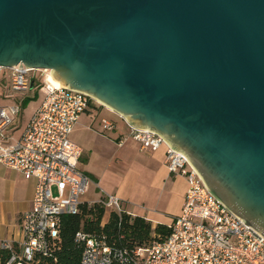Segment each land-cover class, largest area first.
Masks as SVG:
<instances>
[{
  "label": "water",
  "instance_id": "95a60500",
  "mask_svg": "<svg viewBox=\"0 0 264 264\" xmlns=\"http://www.w3.org/2000/svg\"><path fill=\"white\" fill-rule=\"evenodd\" d=\"M18 64L159 133L264 238V0H0Z\"/></svg>",
  "mask_w": 264,
  "mask_h": 264
},
{
  "label": "built area",
  "instance_id": "2783aa9c",
  "mask_svg": "<svg viewBox=\"0 0 264 264\" xmlns=\"http://www.w3.org/2000/svg\"><path fill=\"white\" fill-rule=\"evenodd\" d=\"M19 67L20 64L0 66V83L5 86L3 97L27 93L44 84L48 92L18 139L12 132L21 105L0 104V163L26 178L36 179L32 207L21 217L23 238L19 242L4 241L2 247L12 250L8 264H36V254H47L59 239L61 216L76 213L85 201L90 177L79 167L82 147L70 135L94 99L56 85L50 80L52 72L47 68ZM14 97L21 101L25 98ZM102 126L104 130H112L116 122L103 117ZM129 129L128 136L137 139L142 149L154 151L167 145L170 172L188 181L182 212L171 224L172 231L165 239L153 240L130 251L94 234L79 232L77 240L85 243L83 263L111 264L118 260L123 264H264L263 236L208 189L186 156L155 131L133 126ZM126 138H121L119 143ZM95 202L106 209L103 224L113 210L128 212L122 198L114 194L90 203Z\"/></svg>",
  "mask_w": 264,
  "mask_h": 264
},
{
  "label": "crops",
  "instance_id": "0c3cea01",
  "mask_svg": "<svg viewBox=\"0 0 264 264\" xmlns=\"http://www.w3.org/2000/svg\"><path fill=\"white\" fill-rule=\"evenodd\" d=\"M40 104L27 118L25 126ZM90 108L82 115L87 114L94 120L96 116ZM126 125L127 127H118L116 124V127L112 129L116 131L115 137L110 139L115 142V150L106 151L107 162H109L108 168H113L115 161L123 164L122 167L119 166L121 170H116V174L119 175L120 179L115 176L118 179L115 185H112L113 180L108 181L109 177L100 176L93 168L86 167L94 152L90 149V153L87 154L86 150L81 146L83 153L79 167L90 177L88 190L84 196L85 201L93 202L100 200L106 194H114L122 198L124 207L129 213L145 217L151 221L153 227L159 223L171 225L182 212L188 181L184 176L170 172L167 164L166 144L154 151L142 149L137 139L128 136L130 126L128 123ZM125 136L127 137L126 140L120 144V139ZM128 169L145 173L146 176H152V184L154 183V188L156 189L155 194L150 195V192L147 191L142 195L144 200L130 198V190L127 191L124 185V181L128 179V176H125ZM123 174L124 176H121ZM92 183L95 185L94 194L91 193ZM35 186V178H26L21 172L0 163V247H2L4 241L19 242L22 240L21 217L32 207ZM161 206H165V209H162ZM108 217L109 214L105 221L108 220Z\"/></svg>",
  "mask_w": 264,
  "mask_h": 264
},
{
  "label": "trees",
  "instance_id": "16d2710c",
  "mask_svg": "<svg viewBox=\"0 0 264 264\" xmlns=\"http://www.w3.org/2000/svg\"><path fill=\"white\" fill-rule=\"evenodd\" d=\"M29 97L22 100L23 105ZM106 209L99 203L83 201L76 213L64 214L60 220V237L47 254L37 253L36 264H84V241L77 240L79 232L94 234L108 243L129 251L147 245L156 239H165L172 231L171 225L159 223L153 227L151 221L141 215L111 211L103 224ZM12 250L0 247V262L8 264ZM111 264H123L115 260Z\"/></svg>",
  "mask_w": 264,
  "mask_h": 264
},
{
  "label": "rangeland",
  "instance_id": "374dc122",
  "mask_svg": "<svg viewBox=\"0 0 264 264\" xmlns=\"http://www.w3.org/2000/svg\"><path fill=\"white\" fill-rule=\"evenodd\" d=\"M52 72V69H48ZM5 91V86L0 83V104L1 105H9L18 103L22 107L21 113L18 115L15 121V128L13 129V137L16 138L20 136L25 128V121L30 116L32 111L41 103L44 97L47 94L46 85H41L30 92L27 93H20L18 92L14 96L19 97H29V100L25 105H23L21 100H17L14 96L11 98H5L1 94ZM94 115L96 116L93 120L87 114L81 116L77 124L74 126L75 129L70 135V138L82 146L86 153H90V149L93 150V156L90 157L89 162L87 163L86 167L93 168L95 172L99 173L100 176L105 175L108 178V181H112V185L117 184L118 176L116 174V170L121 168L119 166H123L122 163L115 161L113 168H108L107 165V150H115V142L110 140L112 137L114 138L116 135V131L113 130H104L101 129V119L103 117L108 118L116 122L118 127H127V122L122 116L118 113L114 112L107 106L102 105L98 101L94 100L92 103V108H90ZM89 126V127H87ZM103 132V133H102ZM107 145V146H106ZM107 147V148H106ZM81 163V162H80ZM134 164V162H133ZM107 168V169H106ZM108 170V171H107ZM115 173V174H114ZM121 176H124L121 175ZM125 176H128V179L124 181V185L127 188V191L130 190V198H135L136 200L142 199L144 200L143 196L147 191L150 192V195L153 193L155 194L154 183L152 184V176H146L145 173L137 172L136 170L128 169ZM120 179V177H119ZM122 180V177H121ZM92 186V194H94V183L91 184ZM54 193L56 194V189L54 188ZM126 191V192H127ZM89 193L90 195H92ZM83 200L85 198L83 197ZM129 202V201H128ZM162 209H165V206H161ZM108 216V215H107ZM106 216V218H107Z\"/></svg>",
  "mask_w": 264,
  "mask_h": 264
},
{
  "label": "bare ground",
  "instance_id": "6f19581e",
  "mask_svg": "<svg viewBox=\"0 0 264 264\" xmlns=\"http://www.w3.org/2000/svg\"><path fill=\"white\" fill-rule=\"evenodd\" d=\"M50 80L55 83L56 85H60L52 76V74L50 75Z\"/></svg>",
  "mask_w": 264,
  "mask_h": 264
}]
</instances>
